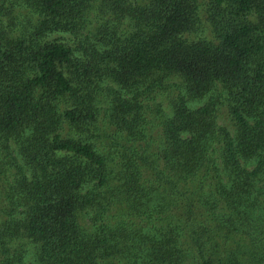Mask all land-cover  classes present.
Returning <instances> with one entry per match:
<instances>
[{
    "label": "trees",
    "instance_id": "1",
    "mask_svg": "<svg viewBox=\"0 0 264 264\" xmlns=\"http://www.w3.org/2000/svg\"><path fill=\"white\" fill-rule=\"evenodd\" d=\"M0 264H264V0H0Z\"/></svg>",
    "mask_w": 264,
    "mask_h": 264
}]
</instances>
